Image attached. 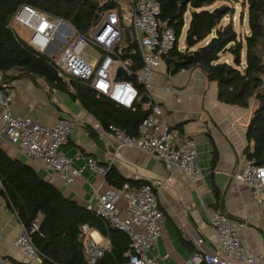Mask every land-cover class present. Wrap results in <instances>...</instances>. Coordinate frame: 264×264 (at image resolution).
I'll return each instance as SVG.
<instances>
[{"label":"built area","instance_id":"1","mask_svg":"<svg viewBox=\"0 0 264 264\" xmlns=\"http://www.w3.org/2000/svg\"><path fill=\"white\" fill-rule=\"evenodd\" d=\"M117 1V7L101 13L88 34L78 32L66 19L50 17L29 4H23L15 11L11 23L27 32V42L33 49L46 53L55 61L57 75L69 91H75V81H84L116 104L134 109L140 94L128 77L133 75L144 86L150 112L140 122L137 133L131 134L117 124L104 128L98 122L95 128L104 129L110 136L105 140L111 147L107 155L109 165L103 166L91 156L86 157V165L105 176L121 149L135 148L163 162L170 175L163 184L145 181L140 186H132L126 182L120 188L110 186L106 189L98 185L93 188L86 207L129 236L127 260L123 264H160L157 257L148 254L163 234L164 213L159 204V190L172 181L175 174L193 183L202 180L204 174L197 163L196 140L175 134L152 92L156 69L175 47L174 29L159 19L157 0ZM126 29L130 31L129 39ZM58 39L61 42L56 43ZM60 44L64 45L62 49ZM137 54H140L142 66L135 71L132 69L133 58ZM119 68L127 72V77L118 74ZM166 89L170 93L175 90L172 84ZM16 93L13 80L6 81L0 71V137L18 145L29 160L57 173L65 184H73L82 176L83 169L77 167L75 161L83 155L78 153L71 157L63 147L69 143L79 120L63 117L47 124L28 114L15 115L13 100ZM233 178L250 188L255 203L264 204V165L247 160L234 172ZM253 217L249 214L246 218L233 219L222 211L213 210L210 223L218 234L219 248L192 252L188 264H258L264 254H250L241 239V233ZM21 226V232L14 240L15 247L25 255L28 263L42 261V253L34 244L30 230L22 223ZM36 229L38 224L34 222L32 230ZM89 229L87 225L82 226L88 262L96 264L109 248L110 241L106 237L96 239ZM203 241V238L199 239V243ZM164 258H169V254ZM0 264L13 263L0 255Z\"/></svg>","mask_w":264,"mask_h":264},{"label":"trees","instance_id":"2","mask_svg":"<svg viewBox=\"0 0 264 264\" xmlns=\"http://www.w3.org/2000/svg\"><path fill=\"white\" fill-rule=\"evenodd\" d=\"M157 1L159 19L172 27L177 37L175 47L165 57L171 71L201 68L210 81L217 83L221 102L249 106L253 101L247 131L249 145L244 155L247 160L264 165V0H242V4L248 6L246 32L238 31L232 20L223 22L230 8L225 11L219 7L210 9L217 0ZM23 4L32 5L50 17L64 18L78 32L88 34L101 13L117 7L118 1L0 0V71L5 80L30 75L66 89L57 75L55 61L33 49L11 23L15 11ZM188 10L191 11L189 22L185 17ZM185 26V48L180 49L179 37ZM133 61L132 69L137 71L142 66L140 54L135 55ZM128 78L136 84L140 97L147 93L133 75ZM67 92L105 128L117 124L135 134L150 112L148 103L143 104L140 99L134 109H129L80 80L75 81V91ZM105 179L116 188L126 182L132 186L143 183L123 177L113 165ZM0 193L20 222L30 230L34 244L42 253L43 264H89L83 225L99 231L110 241L109 248L96 264H123L127 260L125 253L130 239L123 230L87 209L86 205L67 197L33 165L11 157L1 146ZM34 222L38 224L36 230H32Z\"/></svg>","mask_w":264,"mask_h":264},{"label":"crops","instance_id":"3","mask_svg":"<svg viewBox=\"0 0 264 264\" xmlns=\"http://www.w3.org/2000/svg\"><path fill=\"white\" fill-rule=\"evenodd\" d=\"M13 82L17 92L13 100L15 115L28 114L47 124L63 117L79 120L63 150L71 157L78 153L83 155L75 161V165L83 169L82 176L67 185L57 173L29 160L24 151L6 137H0V146L11 157L33 165L67 197L86 205L94 187H110L103 174L95 173L86 165L88 156L103 166L109 165L107 155L111 147L105 140L110 136L104 129L95 128L101 121L78 100L72 99L64 87L30 75L19 76ZM168 84L175 88L172 93L166 89ZM152 92L175 134L196 140L197 163L204 177L193 183L175 174L173 180L159 190V204L164 213L163 234L148 254L157 257L160 264H188L194 251L217 250L218 234L210 223L213 210L222 211L233 219L253 214L241 239L250 254H264V204L255 203L250 188L233 178L234 172L247 161L244 150L249 145L247 131L253 101L249 106L225 104L218 98L217 83L210 81L201 68L173 72L165 59L156 69ZM147 105L150 106V102ZM112 165L123 177L136 182L163 184L170 175L163 162L135 148L121 149ZM21 228L17 214L0 193V255L8 257L13 264H43L42 261L28 263L15 247L14 240ZM89 232L96 239L103 237L95 229L90 228ZM201 238L203 243H199ZM167 254L169 258H164ZM258 264H264V258Z\"/></svg>","mask_w":264,"mask_h":264},{"label":"rangeland","instance_id":"4","mask_svg":"<svg viewBox=\"0 0 264 264\" xmlns=\"http://www.w3.org/2000/svg\"><path fill=\"white\" fill-rule=\"evenodd\" d=\"M219 7L223 9L224 11L227 10L226 8H230V13L227 14L226 17H224L223 22L227 23L228 21L232 20L234 22V26L238 31L246 32L248 29V22H247V12H248V6H244L242 4V0H217L215 4L210 6V9ZM244 13V19L242 21V14ZM186 21L189 22L191 18V11L188 10L186 13ZM17 31L20 33V35L26 40L27 34L24 33L23 29L18 26L17 24H14ZM187 27L185 26L184 31L182 35L179 37V44L182 45L185 43V37H186ZM61 42L59 39L56 43ZM64 45L60 44V49H62ZM46 54V53H45ZM228 59L231 60V57ZM88 238V235H87Z\"/></svg>","mask_w":264,"mask_h":264},{"label":"water","instance_id":"5","mask_svg":"<svg viewBox=\"0 0 264 264\" xmlns=\"http://www.w3.org/2000/svg\"><path fill=\"white\" fill-rule=\"evenodd\" d=\"M125 33H126L127 39H129V37H130V31H129V29H126L125 30ZM196 53H198V50L196 51ZM118 74L123 75L124 77H127V72L123 68H119L118 69ZM140 101L143 104H147L149 102V96L147 94H143L140 97Z\"/></svg>","mask_w":264,"mask_h":264}]
</instances>
